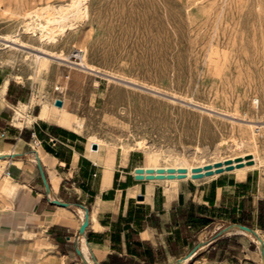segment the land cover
<instances>
[{
  "label": "rangeland",
  "instance_id": "1",
  "mask_svg": "<svg viewBox=\"0 0 264 264\" xmlns=\"http://www.w3.org/2000/svg\"><path fill=\"white\" fill-rule=\"evenodd\" d=\"M73 1L0 0V68L31 90L34 104L61 100L91 144L138 151L145 167L212 163L246 153L234 145L254 137L261 163L245 171L264 173V130L241 122H264V0H84L86 15H69L74 25L51 37L26 17ZM75 49L92 71L69 63ZM5 172L0 162V264H55L47 245L35 239L28 249L13 223Z\"/></svg>",
  "mask_w": 264,
  "mask_h": 264
},
{
  "label": "crops",
  "instance_id": "2",
  "mask_svg": "<svg viewBox=\"0 0 264 264\" xmlns=\"http://www.w3.org/2000/svg\"><path fill=\"white\" fill-rule=\"evenodd\" d=\"M33 101L0 68V162L28 249L55 264H264V173L137 179L140 152L90 144L69 110Z\"/></svg>",
  "mask_w": 264,
  "mask_h": 264
},
{
  "label": "bare ground",
  "instance_id": "3",
  "mask_svg": "<svg viewBox=\"0 0 264 264\" xmlns=\"http://www.w3.org/2000/svg\"><path fill=\"white\" fill-rule=\"evenodd\" d=\"M83 1L84 0L73 1L71 4H67L68 5V6L66 5L67 7H62V8L60 7L58 10H56L57 7L54 8L55 10L50 9V7H47V8L42 9V10L36 9V11L28 12L26 17L31 18V15H34V18L36 17L38 19V23H35V26L41 30V34L44 35L43 37H47V36L51 37L54 35H58L57 31L60 28L65 27V29H66V26L70 27L71 25H74V24L70 23L71 21L69 22V24H71V25L66 24V22L69 20L70 16H71V18L73 17V19L74 18H80L81 19V18H83L84 15H86L84 8H83L84 7L83 3H82ZM84 3H85V1H84ZM77 21H80V20L77 19ZM31 26H32V23H29V22L26 23L25 22L22 27L25 30H33L34 25L32 27ZM53 57L62 62L63 57L61 55H55ZM64 60H65V62H68V60H66V59H64ZM61 65H63V64H61ZM80 68L82 69V71H84V70L85 71H92L93 70L88 65V63L86 61H84L83 65ZM257 109L259 110V108H257ZM44 110H45V106L43 107V111ZM260 110L262 111L263 109H260ZM261 111H260V114H261ZM257 115L259 116V114H257ZM252 116L251 117H249V116L244 117V119H241V122H243V124L248 128L252 129V128L258 127L260 129L264 130V125H262L263 119H260L258 117H254V116L252 117ZM255 124H258V125L260 124V125L255 126ZM80 130H81V124L79 122H76L74 124V131L79 133ZM91 143H92V141H90V144ZM262 143H263V141H262ZM259 144H261V142L259 143L254 137L247 138L245 140L241 139L240 142L235 143V145L233 144L235 147V148L234 147L233 148L235 150L246 149L247 150L246 153H243L240 155H235L233 157H229L226 159L216 160L212 163H205L206 161H204V163L203 162L201 163V160H200L195 165H191L190 163H187L185 160H183L181 158L180 160H182L183 163L180 165H176V166H167V165L166 166H155V165L154 166H146V167L141 168V169L139 168L136 175L142 176V177L152 178L153 180H157V181H162V180L169 181L170 180L173 182H177L180 179H185V178H191L193 180H200V179H203L205 177L211 176L213 174L223 172L225 170H228V171L232 170V171L237 172L239 174H243L245 172V170L252 168L254 166H257L258 163L259 164L261 163V162H258L257 156H256V152L258 151ZM137 145H138L139 149L145 148V143H143V142H138ZM128 146H129V148L132 149V146H130V145H128ZM241 152H243V150ZM94 157H95V155H94ZM173 162H174V160H173ZM179 162H181V161H179ZM5 176L8 177L6 172H5ZM0 189H4V186H1ZM81 214H82V212H81ZM84 247H83V250H85Z\"/></svg>",
  "mask_w": 264,
  "mask_h": 264
},
{
  "label": "built area",
  "instance_id": "4",
  "mask_svg": "<svg viewBox=\"0 0 264 264\" xmlns=\"http://www.w3.org/2000/svg\"><path fill=\"white\" fill-rule=\"evenodd\" d=\"M86 59V54L83 50H78V49H75L71 52V54L69 55V63L76 66V67H81L84 63ZM55 91H60L59 87H56L55 88ZM253 105H255L256 107H258L259 105V100L258 99H255L253 100ZM264 125V122L263 124ZM259 128L256 127V131H258ZM34 137V134L32 135ZM7 175H8V172H6Z\"/></svg>",
  "mask_w": 264,
  "mask_h": 264
},
{
  "label": "water",
  "instance_id": "5",
  "mask_svg": "<svg viewBox=\"0 0 264 264\" xmlns=\"http://www.w3.org/2000/svg\"><path fill=\"white\" fill-rule=\"evenodd\" d=\"M54 106L60 108V107H62V102H61L60 100L57 99V100L54 101ZM93 149H96V148L94 147ZM138 169H139V168H138ZM138 169L135 170V174L137 173ZM219 173H220V172H219ZM136 177H137V179H143V178H145V179L153 180L152 178L142 177V176H138V175H137ZM85 226H86V222H84V224L82 225V227H81V229H80L81 232L84 231Z\"/></svg>",
  "mask_w": 264,
  "mask_h": 264
},
{
  "label": "trees",
  "instance_id": "6",
  "mask_svg": "<svg viewBox=\"0 0 264 264\" xmlns=\"http://www.w3.org/2000/svg\"><path fill=\"white\" fill-rule=\"evenodd\" d=\"M263 205H264V203L261 202V203L259 204V207L261 208ZM260 219H261V214H260Z\"/></svg>",
  "mask_w": 264,
  "mask_h": 264
}]
</instances>
